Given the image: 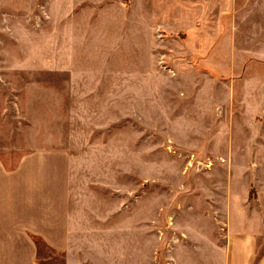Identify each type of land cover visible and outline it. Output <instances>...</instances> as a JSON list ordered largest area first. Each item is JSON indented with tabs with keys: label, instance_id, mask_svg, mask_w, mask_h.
<instances>
[{
	"label": "crops",
	"instance_id": "0c3cea01",
	"mask_svg": "<svg viewBox=\"0 0 264 264\" xmlns=\"http://www.w3.org/2000/svg\"><path fill=\"white\" fill-rule=\"evenodd\" d=\"M0 17V264H60L35 237L61 264H264V0H0ZM153 127L230 133L192 152L213 161L206 202L178 193L169 236Z\"/></svg>",
	"mask_w": 264,
	"mask_h": 264
},
{
	"label": "rangeland",
	"instance_id": "374dc122",
	"mask_svg": "<svg viewBox=\"0 0 264 264\" xmlns=\"http://www.w3.org/2000/svg\"><path fill=\"white\" fill-rule=\"evenodd\" d=\"M2 17H0L1 23ZM1 38V34H0ZM3 72V63H0V73ZM158 97H153V100ZM3 102V90L0 88V107ZM0 127H3V113L0 112ZM247 131V130H246ZM245 129H232V135H245L247 134ZM252 134V129H248ZM247 131V132H248ZM230 135L229 129L222 127L215 128H182V127H153V161H152V195H153V222L156 224L153 227V231H158V227L163 224L165 235L169 236L170 232L174 231L173 226H169V220L173 221L170 217L174 213L171 212L169 206L174 203L178 193H184L183 201L185 203L200 204L205 201L207 195L206 177L204 169L207 168L206 164L209 163L210 167L213 165V161L202 160L201 158H192V152L211 151L216 154L225 150L224 138ZM240 144H233V147L239 149ZM239 147V148H238ZM189 155V156H188ZM14 162V161H7ZM182 169L183 175L179 172ZM201 175L200 180H197V176ZM217 180H222L223 177L216 176ZM184 182L188 184L189 188L185 191L178 192V186ZM199 184V191H195L194 185ZM223 193H217L216 198L222 200ZM167 206V209H166ZM175 209V208H174ZM199 211L203 210V207L196 208ZM170 214L167 219H164L162 212ZM217 211L221 210L217 209ZM165 213V214H166ZM164 214V215H165ZM188 214V213H187ZM189 214H191L189 212ZM199 212H195V215ZM223 214V213H222ZM163 217V221H162ZM162 221V222H161ZM172 240L167 242L166 247L171 248ZM40 260L50 261L56 263H62V254L50 250L44 244H40ZM173 262L172 256L158 254L157 263L167 264V262Z\"/></svg>",
	"mask_w": 264,
	"mask_h": 264
},
{
	"label": "trees",
	"instance_id": "16d2710c",
	"mask_svg": "<svg viewBox=\"0 0 264 264\" xmlns=\"http://www.w3.org/2000/svg\"><path fill=\"white\" fill-rule=\"evenodd\" d=\"M35 241L37 242V244H42L43 243V241L40 238H38V237H35Z\"/></svg>",
	"mask_w": 264,
	"mask_h": 264
}]
</instances>
